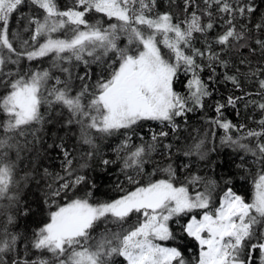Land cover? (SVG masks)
<instances>
[{"label": "snow or ice", "instance_id": "6c2138e0", "mask_svg": "<svg viewBox=\"0 0 264 264\" xmlns=\"http://www.w3.org/2000/svg\"><path fill=\"white\" fill-rule=\"evenodd\" d=\"M24 2L0 0V87L6 89L5 94L0 96V113L3 114L0 120V132L3 133L0 135V201L8 202L0 204V216L4 217V223L0 225V264H110L114 256L123 257L126 264H188L179 248L163 247L156 241L175 239L169 221L197 209L205 210L202 217L197 219L192 216L183 227L187 236L192 237L199 246L195 264H253V252L256 250L260 253V264H264V232L257 236L254 230V225L264 222V172L255 180L250 203L228 189L215 209L210 208L215 183L208 181L203 191L192 194L188 184L195 186L202 178L192 176L187 178V183L177 184L176 170L171 164L159 169L167 178L140 184L137 177L144 172L146 157L157 149L162 138L169 135L164 130L153 133L151 143L135 146L132 150H129L132 148L130 137L119 146L118 155L121 151L126 153L121 171H125L129 183L137 186L118 199L91 203L88 198L91 193H88L84 198L59 204L54 198L59 197L61 192L66 194L67 190L84 182L85 178L76 176L68 180L57 175L55 179L63 182L57 188L48 185L51 199L45 201L49 207L54 206V210L50 211L48 222L35 232L31 241V248L41 255L35 259L30 256L20 258L17 251L19 236L9 229L16 219L10 209L19 204L20 181L16 179V174L23 147L16 137L24 136L34 124H42V106L51 107L53 104L67 108L75 122L81 125L82 142L92 147H95L90 134L93 129L103 135H112L122 129H132L142 121H156L161 125L167 122L175 131V118L192 111L188 106L189 101L194 106L202 107L203 98L212 94L201 80L199 71L203 69L196 62V58L204 57L205 52L195 48L192 40L194 33H206L214 26L212 13L207 9V23H203L196 12L180 23L173 22L170 13L149 15L155 0H75L74 6L65 10L60 9L57 0H31L44 14L42 19H29V24L34 25L31 34L33 43L30 45L28 40H21L19 33L11 32L9 27L12 14ZM192 2L185 0V11ZM204 2L208 9L216 5L220 13L231 17L225 20L228 27L216 37V43L225 48L247 47L248 34L238 31L233 20L237 13L243 17L246 13L251 15L255 12L252 4L234 7L229 0ZM91 11L102 13L109 19L114 18L118 23H112L108 28L101 27L99 21L90 24L86 14ZM255 27L260 30L264 28V23H258ZM59 32H65V38H54L53 34ZM121 34L127 37L128 45H135L134 49L118 47L116 41ZM40 39L44 42L39 43ZM17 42L19 50L15 46ZM161 44L168 49V53L162 51ZM255 44L264 52V39L257 38ZM110 52L116 54L118 67L109 64L107 78L101 76L92 90L84 84L75 95L72 94V76L68 68H61V71L68 73L65 81L59 77L53 78L49 70H37L25 75H20L19 71H5L9 64L18 65L24 57L32 61L52 55L54 67H59L56 62L71 63L73 59L87 66L102 63ZM208 59L219 60L227 67V61L211 52V45H208ZM181 65L186 72L192 73L187 85V97L173 88ZM208 66L211 67V63ZM256 74L251 73L253 76ZM78 78L81 81L90 79V74L86 72ZM53 79L55 83L50 85L49 81ZM225 79L240 87L237 76L225 75ZM259 86L264 89V79L259 81ZM86 96L90 97L87 103ZM240 99L229 96L227 105L235 107ZM225 106L218 103L216 112L222 115L221 110ZM258 107L264 111V103L258 104ZM212 123L224 129L226 135L222 143L243 149L264 162V142L260 139L264 138V119L259 121L260 131L249 130L240 139H233L228 134L236 127L231 121L218 117ZM249 137L257 138L255 147L241 143V140ZM203 144V140L194 143L184 151V155L204 159ZM162 146L169 151L172 148L171 144ZM13 151L15 159L9 157ZM64 156L65 172L71 177L73 161L67 151ZM109 163V160L103 161L105 165ZM128 169L133 170L136 176L127 175ZM45 174L51 175L47 169ZM29 175L25 173L21 180L26 182ZM134 214L142 218L135 227L117 232L106 229L96 237L92 235L100 222L123 223ZM176 222L179 223L178 220ZM254 239L256 243H252ZM46 254H50L51 259Z\"/></svg>", "mask_w": 264, "mask_h": 264}, {"label": "trees", "instance_id": "16d2710c", "mask_svg": "<svg viewBox=\"0 0 264 264\" xmlns=\"http://www.w3.org/2000/svg\"><path fill=\"white\" fill-rule=\"evenodd\" d=\"M57 3L61 10H65L74 6L75 0H57ZM229 3L234 7L250 3L256 9L251 15L246 13L243 17L237 13L233 20L238 31H244L248 34L247 47L228 46L225 48L216 43V37L228 27L225 20L231 17L220 13L216 5H212L208 9L204 0H193L187 7V11H185V0H155V5L149 13L152 16L170 13L175 23L187 20L192 12L200 15L203 23H207L209 17L205 14V9L212 13L213 29L206 33H194L192 40L195 48L205 52V56L197 57L196 62L203 69L199 71V76L207 84L208 90L212 94L203 98L202 107L194 106L189 101L188 106L192 108V111L175 118L177 125L175 131L167 122L161 125L156 121H142L133 126L132 129H122L112 135H103L93 129L90 134L94 139L95 147H92L82 142L81 125L75 122V118L67 108L60 104H53L51 107L42 106L41 112L44 115L42 124H34L26 130L24 136L16 137L23 147L16 174V179L20 181L19 204L10 209L16 219L15 223L9 226V229L19 236L17 251L21 259L29 256L35 259L37 255H41L31 248V241L35 232L48 222L50 211L54 210V206L49 207L45 201L51 199L48 196L51 191L48 185L52 184L53 188H57L63 182L55 179L57 175L68 180H73L76 176L85 178L84 182L67 190L66 194L61 192L59 197H55L54 199L59 204H64L74 198H84L88 193H91L88 197L91 203L110 202L124 195L126 191L134 190L137 185L129 183L125 171H121L123 157L126 153L123 151L119 155L117 153L119 146L129 137V143L132 146L129 150H132L135 146L151 143L153 133H158L161 130L169 133L168 137L161 139L157 149L146 157L144 172L137 177L140 184H146L150 180L167 178L166 174L159 169L171 164L176 170L177 184L187 183V178L192 176L202 178L201 182L195 186L188 184L192 194H195L196 191H203L208 181L215 183L212 191L211 209L219 207L220 199L228 189H232L241 195L246 202L252 201L255 180L259 174L264 172V162L258 161L257 157L243 149L222 143V138L226 135L225 131L212 121L219 117L221 120H228L236 125L228 133L233 139L245 137L249 130H261L259 121L264 119V111L258 107V104L264 103V89L259 86V81L264 79V52L255 44V40L257 38L264 39V28L257 30L255 25L264 23V0H229ZM43 14V10L33 5L31 0H25L10 18V31L19 33L21 40H28L31 45L33 43L31 34L34 25L29 24V19H42ZM86 19L90 24L99 21L103 28H108L112 23H118L114 18L109 19L104 14L95 11L88 12ZM243 25L246 27H242ZM81 27L83 28V26ZM53 35L54 38H65V32ZM43 42V39L39 40V43ZM116 43L120 48H135V45H128L127 37L123 34L120 35ZM208 45H211V52L219 54L221 60L227 61V67L223 66L219 60L209 61ZM15 46L19 50L18 42ZM160 47L164 53H168V49L164 48L162 44ZM251 49H255V51L253 52ZM85 58L91 60L90 57ZM113 61L116 63L113 64ZM56 63L59 64V67L53 66L52 55L32 61L24 57L18 65L9 64L5 71L10 70L14 73L19 71L20 75H25L37 70H49L53 78L59 77L61 81H65L68 79V73L61 71V68H68L72 76V94L75 95L84 84H87L92 90L95 82L101 76L108 77L110 72L108 65L112 64L113 67H118L119 62L116 54L110 52L108 56L103 58L102 63L95 62L85 66L83 62L74 59L71 63L66 61ZM210 63L211 67L208 66ZM86 72L90 74V79L86 78L81 81L78 77L84 76ZM252 72L257 74L253 76L251 75ZM225 75L237 76L240 87L237 88L231 81L226 80ZM191 78L192 73L186 72L185 67L181 65L173 82L174 91L187 97L189 95L187 85ZM54 83L55 79L49 81L50 85ZM5 92L6 89L0 87V96L4 95ZM229 96L241 97L235 107L227 105ZM88 99L90 97L86 96L85 103ZM250 101L254 103H250ZM218 103L226 105L221 110L222 115L216 112ZM2 119L3 114L0 113V120ZM70 120L73 122L69 123ZM241 125H243L242 128ZM0 135L3 133L0 132ZM260 139L261 142H264V138ZM201 140L204 141L202 149L205 153L204 159H200L196 155H184V151L188 147ZM241 143L255 147L257 138L249 137L241 140ZM164 144H171V150L163 148L162 145ZM65 151L69 153V158L73 161V175L71 177H68L65 172ZM89 152L92 153L91 156L88 155ZM9 157L15 159V152H10ZM104 160H109L111 163L105 165L103 164ZM81 165L84 166L81 167ZM45 169L51 175H46ZM126 172L127 175L136 176V173L131 169L126 170ZM25 173L30 174L26 182L21 180ZM7 203V201H0V204ZM203 211L205 210L197 209L187 215L173 218L169 221V226L176 238L156 242L165 247L179 248L188 264H195L199 255V246L192 237L187 236L183 227L192 216L200 218ZM139 219L142 218L134 214L123 223L100 222L92 235L96 237L106 229L112 232L130 229L136 226ZM177 220L179 223L176 222ZM3 223L4 217L0 216V225ZM254 230L259 236L260 233L264 232V222L254 225ZM256 242L255 239L252 241V243ZM46 255L51 259L50 254ZM245 259H247L246 255ZM110 264H126V261L123 257L114 256ZM253 264H260L259 250L253 252Z\"/></svg>", "mask_w": 264, "mask_h": 264}, {"label": "rangeland", "instance_id": "374dc122", "mask_svg": "<svg viewBox=\"0 0 264 264\" xmlns=\"http://www.w3.org/2000/svg\"><path fill=\"white\" fill-rule=\"evenodd\" d=\"M173 88H174V84H173ZM174 89H175V88H174ZM231 190H232V189H231ZM232 191H233V190H232ZM233 192H234V191H233ZM234 193H235V192H234ZM236 194H237V193H236ZM237 195H239V194H237ZM223 196H224V195H223ZM223 196H222V197H223ZM222 197H221V199H222ZM221 199H220V202H221ZM203 212H204V211H203ZM203 212H202V214H201V217H202V215H203ZM201 217H200V218H201ZM200 218H198V219H200ZM190 219H191V218H190ZM189 221H190V220H189ZM163 247H165V246H163Z\"/></svg>", "mask_w": 264, "mask_h": 264}]
</instances>
